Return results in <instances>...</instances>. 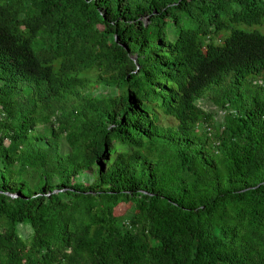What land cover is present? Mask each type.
I'll return each instance as SVG.
<instances>
[{
    "label": "trees",
    "instance_id": "obj_1",
    "mask_svg": "<svg viewBox=\"0 0 264 264\" xmlns=\"http://www.w3.org/2000/svg\"><path fill=\"white\" fill-rule=\"evenodd\" d=\"M263 21L264 0H0V264H264V33L239 27Z\"/></svg>",
    "mask_w": 264,
    "mask_h": 264
},
{
    "label": "rangeland",
    "instance_id": "obj_2",
    "mask_svg": "<svg viewBox=\"0 0 264 264\" xmlns=\"http://www.w3.org/2000/svg\"><path fill=\"white\" fill-rule=\"evenodd\" d=\"M57 15L60 19H64L70 15V12L68 10H59L57 12ZM239 27L245 28L247 30H258V31L264 33V21L262 22V24H254L251 26L239 25ZM222 35L225 36L226 33L222 32ZM201 104L203 106H205L206 108L210 109L212 112H214L215 118L217 120L218 119L221 120L223 112L220 109H218L216 107V105H214L213 103L208 102V101H202ZM84 138H85L84 133L74 131L68 135L67 140H68V143H70V145L75 146V145H78L79 143H81L84 140ZM67 146H68L67 142L65 141L64 147H67ZM64 160H65V163L69 162L70 156L68 154L65 155ZM126 211H127L126 205H122L119 208V212H121V213H124ZM19 232L24 239H28V237L30 236V233H31V229L28 225H19Z\"/></svg>",
    "mask_w": 264,
    "mask_h": 264
},
{
    "label": "water",
    "instance_id": "obj_3",
    "mask_svg": "<svg viewBox=\"0 0 264 264\" xmlns=\"http://www.w3.org/2000/svg\"><path fill=\"white\" fill-rule=\"evenodd\" d=\"M135 59V58H134Z\"/></svg>",
    "mask_w": 264,
    "mask_h": 264
}]
</instances>
